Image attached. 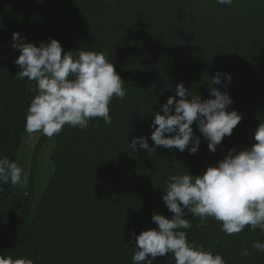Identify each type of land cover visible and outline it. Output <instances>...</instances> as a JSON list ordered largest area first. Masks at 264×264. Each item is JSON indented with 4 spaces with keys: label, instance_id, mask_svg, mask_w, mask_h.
Instances as JSON below:
<instances>
[{
    "label": "trees",
    "instance_id": "16d2710c",
    "mask_svg": "<svg viewBox=\"0 0 264 264\" xmlns=\"http://www.w3.org/2000/svg\"><path fill=\"white\" fill-rule=\"evenodd\" d=\"M14 33L37 47L52 38L66 52L104 53L127 94L109 105L111 125L93 118L86 129L65 126L54 136L52 175L35 202L36 160L48 137L41 134L34 145L24 185L0 183V255L34 264H133L130 233L156 228L154 214L173 215L162 201L170 176L201 175L230 149L256 143L264 123V0L231 6L216 0H0V157L17 162L35 82L16 77ZM217 72L230 75L231 83L222 78L211 85ZM180 83L202 99L210 85L227 91L234 101L228 111L243 119L214 154L195 123L201 136L195 155L162 147L134 152V137H148L155 147L149 125ZM186 218L189 241L221 254L226 264H264V252L252 247L264 243L259 229L246 226L229 236L212 218L206 227L190 213ZM245 248L249 255L242 256ZM153 264L175 261L169 255Z\"/></svg>",
    "mask_w": 264,
    "mask_h": 264
},
{
    "label": "clouds",
    "instance_id": "9594fccd",
    "mask_svg": "<svg viewBox=\"0 0 264 264\" xmlns=\"http://www.w3.org/2000/svg\"><path fill=\"white\" fill-rule=\"evenodd\" d=\"M216 2L233 4V0ZM12 39V48L20 52L14 61L21 69L16 77L35 82L29 88L35 95L24 125L30 140L37 133L53 138L65 126L86 129L93 118H102L106 125H111L109 105L114 98L123 100L127 91L125 82L104 53L81 50L76 57L52 38L38 47L25 43L26 38H21L19 33H14ZM222 78L227 84L231 83L230 75L217 72L211 85H220ZM211 85L209 98L202 99L201 95L190 96L183 83L177 84L174 96L161 106L162 114L154 113L149 125L155 147H149L148 137H134L129 144L131 149L135 152L139 146L148 153H155L162 147L181 153L187 150L195 155L202 136L210 153L214 154L243 117L236 110L228 111L234 101L227 91ZM194 123L201 136L195 135ZM254 140L256 143L250 148L230 149L223 160L207 167L201 175L192 176L188 172L168 178L162 201L173 215L166 218L154 214L151 220L156 228L139 235L134 231L130 233L129 243L136 245L133 264H153L157 257L168 258L169 255L175 264H226L221 254L189 241L185 231L192 227L190 219L186 218L189 213L199 218L201 227L208 225L209 218L220 222V230L229 236L241 233L246 226L251 231L264 232V123L256 129ZM23 172L17 162L0 157V183L22 185ZM252 247L264 252V243L260 241L254 242ZM241 255H249V250L243 249ZM0 264H34V261L0 255Z\"/></svg>",
    "mask_w": 264,
    "mask_h": 264
},
{
    "label": "rangeland",
    "instance_id": "374dc122",
    "mask_svg": "<svg viewBox=\"0 0 264 264\" xmlns=\"http://www.w3.org/2000/svg\"><path fill=\"white\" fill-rule=\"evenodd\" d=\"M71 52H74L73 55L78 57L79 51H71ZM40 135H41L40 133H37L36 137L30 140L27 133L25 132L21 138V145L18 150L17 163L24 170L23 176L25 182H26L25 172L28 171V163L30 161V156L32 154L34 145L36 144ZM53 148H54V137L49 138L42 146L39 147V152L36 160L37 171H36L35 188L37 190V193H35L33 197L34 202L38 199V196L42 193L50 176L52 175V164L50 161V156ZM25 182L22 185H24Z\"/></svg>",
    "mask_w": 264,
    "mask_h": 264
}]
</instances>
